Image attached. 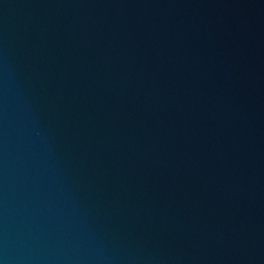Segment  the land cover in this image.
<instances>
[{"label":"water","instance_id":"water-1","mask_svg":"<svg viewBox=\"0 0 264 264\" xmlns=\"http://www.w3.org/2000/svg\"><path fill=\"white\" fill-rule=\"evenodd\" d=\"M0 264H264V0H0Z\"/></svg>","mask_w":264,"mask_h":264}]
</instances>
